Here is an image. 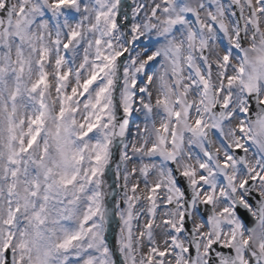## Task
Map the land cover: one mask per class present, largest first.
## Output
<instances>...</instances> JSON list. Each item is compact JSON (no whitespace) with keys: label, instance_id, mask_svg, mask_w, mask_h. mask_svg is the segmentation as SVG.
<instances>
[{"label":"snow or ice","instance_id":"6c2138e0","mask_svg":"<svg viewBox=\"0 0 264 264\" xmlns=\"http://www.w3.org/2000/svg\"><path fill=\"white\" fill-rule=\"evenodd\" d=\"M0 264H264V0H0Z\"/></svg>","mask_w":264,"mask_h":264}]
</instances>
